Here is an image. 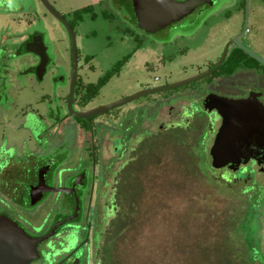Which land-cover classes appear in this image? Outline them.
Here are the masks:
<instances>
[{"label": "flooded vegetation", "instance_id": "af4514ba", "mask_svg": "<svg viewBox=\"0 0 264 264\" xmlns=\"http://www.w3.org/2000/svg\"><path fill=\"white\" fill-rule=\"evenodd\" d=\"M145 1L138 7L135 0H97L94 4L74 11L71 21L58 13L74 34L77 60L79 52L74 30L81 24L83 15L91 12L92 23H102L117 32L113 45H126L128 49L111 67L109 81L118 77L131 62L135 63L132 60L138 54L140 67L146 75H152L156 82L149 87L141 84L130 96L140 91L166 88L209 72L217 64L218 66L211 73L181 87L162 89L144 96L151 98L148 102H142L141 97L107 112L104 116L113 113L109 131L103 124H97L99 116L85 121L69 113L67 105L71 88V39L66 27L54 17L68 34L70 50L68 77L52 78L53 83L60 81L61 87L67 86L65 95L57 96V89L53 90V95L58 99L55 107L57 114L53 115V110L48 108L42 113L43 118L29 110L20 122L17 117L15 124H0V129H3L0 136V217L16 223L30 238L42 239L36 246L39 257L29 264L99 263L97 252L105 229L109 230L116 218L117 208L114 193L110 195L107 190L108 180L111 178L106 173H109V163L103 168V162L140 161L144 153L153 148L152 142L160 140L164 135L180 136L183 145L191 144L199 148L197 160L207 159L219 129L231 112L227 106L224 107L223 101L238 103L249 100L245 109L252 116V122L255 119V127L261 128L258 131L260 135L253 142L264 144V65L249 57L234 42L238 38L243 47L263 58L249 46L247 33L251 34L250 23L256 5L264 0H171L170 3H163L161 0L152 3ZM181 5H185V8L179 12L177 8ZM94 9L98 15L94 13ZM45 11L51 15L46 9ZM3 12L0 10V15ZM55 12L57 13L56 10ZM237 18L240 24L232 33ZM6 35L5 33L3 36ZM217 35L221 36V40L216 46ZM225 36L227 37L222 42ZM29 42L34 44L38 53L42 54L44 50L47 56L48 61L41 76H38L36 69L45 58L43 55L41 58L24 52V46ZM195 48H198L197 52H194ZM18 52L35 58L37 62L30 72L42 83L51 66L45 33L32 31L26 35ZM17 55L8 56L14 59ZM189 55L192 58L188 65L194 70L193 73L187 74L186 66H181L182 77L176 80L171 81V75H168V81H162L160 76H153ZM3 58L0 69L3 68L7 75ZM193 59L201 61V66L192 65ZM1 73L0 81L3 80ZM89 87L90 84L84 83L83 79L79 80L77 70L74 101L71 103L73 113L97 107L90 106L91 102L83 105ZM127 97L129 96L121 97L120 100ZM134 102L139 105L125 112L128 114L119 113V110ZM165 111L166 117L163 118L161 114ZM79 130L91 134L94 147L92 151L90 149V153H86L90 162L76 169L67 167L74 156L73 148V152L70 150V145L74 142L64 139L60 132ZM95 130L97 133H94ZM79 165L78 163L77 166ZM207 165L209 180L226 193L238 191L242 194H254L250 214H254L255 219L251 221V229L247 225L249 212L245 213L235 228L237 230L239 226L242 228L246 224L244 235L252 232L249 237L254 241L250 245V254L262 264L264 252L259 247L262 245L264 248V149L257 148L253 152V158L238 168L214 169L209 162ZM42 210L45 213L37 216V212ZM228 250V245L224 244L223 254L226 255ZM229 252L232 258L237 257L234 248Z\"/></svg>", "mask_w": 264, "mask_h": 264}, {"label": "rangeland", "instance_id": "374dc122", "mask_svg": "<svg viewBox=\"0 0 264 264\" xmlns=\"http://www.w3.org/2000/svg\"><path fill=\"white\" fill-rule=\"evenodd\" d=\"M0 1V10L4 11V15L3 13L0 15V62L4 57L2 63L8 73L5 75L4 69H0L3 77L0 81L2 83H0V124L5 122L15 124L17 117L20 122L22 116L29 110L37 113V117H41L45 110L51 108L53 115H56L57 96L65 95L67 86L61 87L60 81L53 83L52 78L56 76L67 78L69 75L68 34L54 17L46 13L39 0ZM96 1L48 0L57 13L69 21L74 11ZM254 11L250 23L251 34L247 33L248 43L264 58V2L257 4ZM86 13L79 27H75L74 30L79 52L78 78L83 79L86 84L95 85L99 79L108 75L114 63L128 49L126 45H113L117 32L108 29L102 23L95 25L90 19L92 13ZM94 13L97 14V11L95 10ZM239 24L240 20L237 18L232 33L238 29ZM32 31L45 33L48 55L51 59L50 72L42 83H39L30 72L37 62L35 58L30 54L20 55L18 52L22 39ZM5 33L7 35L3 36ZM220 38L221 36L217 35L216 46ZM191 48L193 50V46ZM198 48H195L194 52H197ZM13 54L19 55L11 59L10 56ZM191 55L178 59L153 76H160L161 80L165 81L170 77L168 75H171V81L176 80L182 77L181 66H186L187 74L193 73L194 70L188 65L191 63ZM132 61L136 62H131L118 77L105 83L94 96L90 106L110 104L120 100L121 97L130 96L141 84L149 87L156 83L152 75H146L140 67L141 60L138 54ZM200 63L201 61L193 59L192 65L201 66ZM55 89L57 96L53 95ZM150 99L143 97L141 101L148 102ZM137 105L138 102H134L119 110V113L128 114L125 112L133 110ZM161 115L163 118L166 117V111ZM112 116L113 113L99 116L97 124H103L110 131L109 123ZM2 132L3 129H0V136ZM60 133L64 139L73 140L75 145L74 147L70 145V150L72 152L74 150V156L71 162L67 163V167L79 169L82 165L86 166L90 162L86 153H90V149L92 151L94 147L91 134L81 130ZM94 133H97L96 130ZM180 139V136L176 137V135H164L160 140L156 139L152 142L153 148L146 151L140 161L124 163L114 160L102 163L103 168L109 163V173L106 172L107 176H111L108 180V193L110 195L114 193L115 198L122 189L126 198L125 201L122 200V206L127 216L123 224L126 223L127 227L114 240L111 251L113 263L218 264L219 258L217 259L213 253L214 245L219 244L222 251L226 239H229L228 246H232L237 253V257L233 259L235 264H260L256 258L250 261L252 251L249 239L244 236L246 226L243 228L239 226L237 230L233 228L237 227L245 213L249 212L247 225L251 229V221L255 219V215L250 214L254 194L251 192L242 194L238 191L226 193L218 188L204 175L207 171L208 158L197 160L199 148L191 144L183 145ZM189 142L193 143L191 140ZM130 154L132 156L133 152ZM133 189L139 190L134 199L131 197ZM114 204L118 206L119 201L116 199ZM37 213V216L43 215L45 210ZM249 233L248 236H251L252 232ZM106 238V243L108 241L110 243L107 235ZM244 246L245 248L241 249ZM201 248L207 249V259L202 256ZM259 248L264 252L262 245ZM243 258L246 259L245 263L242 261Z\"/></svg>", "mask_w": 264, "mask_h": 264}, {"label": "water", "instance_id": "95a60500", "mask_svg": "<svg viewBox=\"0 0 264 264\" xmlns=\"http://www.w3.org/2000/svg\"><path fill=\"white\" fill-rule=\"evenodd\" d=\"M43 7L51 14L53 17L58 19L68 30L71 39V56H72V69H71V88L68 96V110L69 113L78 119L87 121L93 116H101L107 112L129 104L141 97L154 94L159 90H169L181 87L187 83H190L198 78H201L209 73H211L218 64L209 72H205L197 77L189 80L171 84L166 88H154L147 91H140L134 95H131L125 99L114 101L110 104L95 107L84 112L73 113L71 109V103L74 101V86L77 79V53H76V41L73 32L69 28L66 21L53 10L50 3L47 0H39ZM145 0H135L138 7ZM147 1V0H146ZM145 1V2H146ZM152 3L157 0H148ZM161 2L170 3L171 0H161ZM185 8V5L179 6L177 9L179 12ZM244 32V31H243ZM242 35V34H241ZM234 42L238 45L243 52H245L249 57L255 59L259 63L264 65V59L256 55L254 52L250 51L246 47H243L238 38L234 39ZM43 50V46L41 45ZM24 52L32 53L37 57L42 55L45 58L44 62L41 60L40 65L37 67V74L41 76L47 64V56L44 50L38 53L34 49V44L29 42L24 46ZM224 102V107H228L231 112L228 114L227 118L224 120L223 125L218 131L216 141L209 153L208 162L210 166L214 169H221L223 167L227 168H238L240 165H246L248 161L253 158V152L257 148L264 149V144H256L253 142L255 137L260 135L259 128H256L255 119L252 122V116L249 115L245 107L250 103L249 100L239 101L238 103ZM248 116V118H247ZM261 129V128H260ZM250 156V157H249ZM243 157V160H241ZM42 241V239H32L26 235L25 231L19 227L16 223L10 221L7 218L0 217V264H29L31 261L39 257L36 250L37 244Z\"/></svg>", "mask_w": 264, "mask_h": 264}, {"label": "trees", "instance_id": "16d2710c", "mask_svg": "<svg viewBox=\"0 0 264 264\" xmlns=\"http://www.w3.org/2000/svg\"><path fill=\"white\" fill-rule=\"evenodd\" d=\"M110 78V74L108 73V75H106L105 77L99 79V81L97 82V84L95 85H90L89 89L87 90V95L84 97V102L83 105H85L88 102H91V100L94 98V96L97 95L98 91L105 85V83L109 80ZM93 95V96H92ZM207 177V171H205L204 174ZM131 197H136L139 193V190H131ZM138 191V192H137ZM116 199L119 201V205L116 206L117 208L115 209L116 211V220H114V222L111 224L110 226V231L108 230V228L105 229L104 231V236H103V241L101 240V245L99 248V251L97 252V261L99 262L98 264H114L112 259V255L113 253L112 251V246L114 244V240L125 230V228L127 227L126 223L125 225L123 224L124 221L127 220V216L125 215V209L122 206V200H126L125 198V192L122 191V189H120L118 191V194L116 196ZM134 199V198H133ZM245 225H242V228L245 227ZM235 228V226L233 227ZM114 229V230H113ZM234 230H232L233 232ZM227 233V232H226ZM245 233V232H244ZM106 235L108 236V238H110V243H106V240H108L106 238ZM222 236L224 237V235L222 234ZM247 239H249L250 243L252 244L254 241L252 239L249 238L248 235H244ZM223 237L221 238V241L223 239ZM106 238V240H105ZM230 243L229 239H226V244ZM228 245V244H227ZM202 246V245H201ZM204 247V246H203ZM206 248V247H204ZM231 248H233L232 246H228V249L230 250ZM245 246L241 249H244ZM227 252L226 255L223 254V252L220 250V245L216 244L214 245V250L213 253L215 254V257L218 259L219 258V263L218 264H235V261L230 256V252ZM201 254L203 257H205V259H207V249H203L201 248ZM241 256H243L241 254ZM244 257V256H243ZM242 261L245 263L246 259L243 258ZM250 261H254V257H250ZM264 264V259H263V263Z\"/></svg>", "mask_w": 264, "mask_h": 264}]
</instances>
